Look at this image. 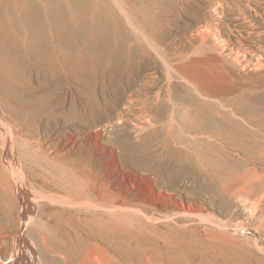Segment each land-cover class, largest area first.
<instances>
[{
    "label": "rangeland",
    "instance_id": "374dc122",
    "mask_svg": "<svg viewBox=\"0 0 264 264\" xmlns=\"http://www.w3.org/2000/svg\"><path fill=\"white\" fill-rule=\"evenodd\" d=\"M184 1L0 0V122L7 139L12 137L10 141L15 152L8 154L2 134L0 183H13L9 194L0 184V198L10 195L13 204L5 208L0 217V254L5 261L0 260V264H11L9 254L16 247L18 226L24 223L19 217V208L14 205L16 196L23 195L20 197L23 203L41 193L42 196L37 195L41 199L36 202L67 207L51 201L62 195L52 180L63 170L62 166L60 168L62 157L55 158L57 151L54 150L61 149L68 143L67 138L72 137L75 138L72 147L75 156L84 152L92 155L95 150H99L101 156L106 150L97 147L99 130L103 136L99 138L101 144L114 148L121 167L134 169L148 196L156 193L152 200L154 198L153 201L164 209L163 213L156 211L152 205L128 195L131 199L129 207H135L128 209V218L132 216L128 222L141 228H135L134 233L133 227H129V234H135V240L127 232L126 238L129 237L123 252L125 264H264V226L259 223L264 213H255V218L249 220L243 205L224 192L221 178L202 170L196 157L177 145L175 139L169 138L158 125L138 130L145 111L159 105L170 108L166 102L170 95L175 103L187 106L202 102L200 95L175 73L171 78L168 67L151 46L152 42H158L164 48L162 51L172 56L173 63L191 55L194 47L184 40V32L196 26L199 19L203 20L202 15L208 9L206 4L211 0ZM228 17L236 38L239 29L245 30L241 27L244 21L235 14L228 13ZM175 46L179 48L176 50ZM56 55L78 57L81 67L89 63L97 65L95 68L100 66L101 71L94 78L92 88L66 78L61 80V75L54 76L47 56ZM102 157L110 160V155ZM94 161L92 159L90 165L97 166V160ZM118 179L124 180L121 176ZM247 198H243L244 202L256 204L252 196ZM173 201L184 204L185 211L179 209L174 213ZM197 207L202 211H196ZM137 209L141 210L136 212ZM80 212L79 233L64 222L67 218L63 220L60 213L52 219L66 224L86 255L92 246L84 247L82 228L91 222L90 218L84 219V211ZM164 213L171 218L163 216ZM147 215H150V221ZM210 218L224 221L229 228H220ZM34 221L38 225L35 227L32 221V229L41 228L40 218ZM82 222L84 225L81 226ZM61 223L56 228L58 239L61 238L54 239L57 245L68 239ZM143 228L147 229L144 231ZM34 232L27 229L28 243L24 245H32L37 250L32 241ZM204 241L209 243L208 246ZM91 250L94 256L102 258L105 249L94 246ZM205 253L209 255L206 257ZM50 255L43 252L51 264H63L62 260ZM33 259L29 257L32 263ZM39 261L37 264H45V260Z\"/></svg>",
    "mask_w": 264,
    "mask_h": 264
},
{
    "label": "bare ground",
    "instance_id": "6f19581e",
    "mask_svg": "<svg viewBox=\"0 0 264 264\" xmlns=\"http://www.w3.org/2000/svg\"><path fill=\"white\" fill-rule=\"evenodd\" d=\"M206 8L205 13L202 15L203 20L199 19L196 26L189 27L184 32V40L194 47L190 56L182 58L178 63H173L172 56L168 53L165 54L162 51L163 47L159 46L158 42L151 43L153 50L156 49L158 55L161 56L168 67L171 78H174L173 74L175 73L188 87L194 89L200 95L201 104L196 106L178 104L170 95L166 100L170 108L159 105L154 109L152 108L151 111H145L148 113H143L142 121L138 123L140 125L138 130L141 131L146 127L155 128L158 125L169 138L175 139L177 145L182 146L186 149L185 151H189L196 157L197 161L201 163L202 170L208 173L211 172L218 179L221 178L224 192L229 198L241 203L248 219L253 220L256 214L264 213V0H211L207 2ZM228 13L235 14L244 21L241 27H245V30H241L243 28L239 29L236 38L233 37L234 29L228 22L230 20ZM248 28H251V30ZM176 46L177 50L179 47ZM179 54L177 56H180ZM78 59V57L71 55L47 56V63L54 76L61 75V80L66 78L68 81L72 80L74 83L85 84L87 87L92 88L94 78L99 74L98 71H101L100 66L95 68L97 65L89 63L86 67L83 65L81 67ZM99 131L97 134L94 133L99 141L97 147L106 150V153L101 154V156L100 151L95 150L96 148L92 155H88L83 151L84 153L75 156L72 153L75 138L72 137L67 138L68 143L61 149L59 147L58 150L53 149L57 151V154H54L55 158L62 157L60 159L63 161L61 162L62 165H59L60 168L62 166L63 170L61 175L56 174L57 176L52 179L57 185L56 190L62 192V195L60 194L61 196L58 198H51V201L53 203L59 202L67 207L57 208L53 207L54 204L36 202L41 193H37L39 196L36 195L29 202L23 201V203H21L23 195L20 196L21 198L16 196L14 205L19 208V217L25 225L24 223L19 224L18 233L15 234L16 247L9 254L11 264H37L39 260H45V264H51L47 258L45 259L43 252L50 253L53 259L62 260L63 264H125L123 252L127 247V238L130 235L134 239L135 235L132 231L130 233L133 235L129 234V227H133L134 233L135 228L137 230L139 227L141 228L136 223L130 225L128 222V219L131 220L132 217L130 215L131 217L128 218L129 214L127 215L128 209L132 208L129 207L131 199L128 195L131 194L133 198L136 197L143 203L152 205L156 211L164 212V209L159 207L156 201H153L155 199L152 200L156 193L151 192L154 195L149 197L147 189H143L140 180H137L136 171L129 167L122 168V164L119 163L120 158L114 148L110 149L108 145L101 144L99 138H103V136L102 131ZM3 132L4 129L0 122V139L5 138L8 154L11 151L14 154V145L10 141L12 137L8 140V135ZM88 141L91 140L88 139ZM54 151L52 152L54 153ZM104 155H110V160H105L106 158L102 157ZM14 158L17 162L18 159ZM92 159L93 161L97 160V166L90 165ZM93 163L95 164V161ZM112 168L115 170L114 174L116 173V175L113 174ZM201 175L203 174L201 173ZM119 176L124 180H119ZM12 183L2 181L0 183L1 188H4L3 190L9 194L11 191L9 189L10 184ZM52 190L55 191L54 188ZM135 190H137L136 194H134ZM247 196L248 198L252 196L256 200V204L244 202L243 198ZM181 199V202H184L183 197ZM12 202L10 195L0 198L1 218L5 208H10ZM173 203L174 213L178 212L179 209L185 211L184 204H179L178 201H173ZM180 205H182V208H180ZM138 210L141 209H137L136 212ZM195 210L201 212L202 208ZM80 211H84L85 216L83 214L82 216L85 217L84 219L90 218L89 222H91L89 226L84 225L83 222L81 223V226H85V228H82L84 229V245H86L84 247L86 249L88 246H92L91 249L94 246L103 247L105 250L102 258L94 256L91 249L84 255L71 232L68 231L70 229L67 228L66 222L79 233ZM59 213L63 220L67 218V220H64L65 225L52 219L53 216H58ZM36 215L38 218H35ZM164 215L170 217L168 213H164ZM82 216L81 218H83ZM149 216L147 215L148 218ZM26 218L29 220V225L26 223ZM39 218L41 228L32 229V221L36 224L34 219ZM212 222H215L220 228H229L228 224L222 220L213 219ZM59 223L64 226L63 230L67 231L68 239L65 238L67 243L63 242L57 245L54 239H61H58L59 233L56 230ZM131 223H133V220ZM259 223L264 226V215L260 218ZM27 229L29 232L35 230L32 241H34L37 250L32 245H24L27 241ZM234 230L240 231L241 229L235 228ZM50 232L53 235H50ZM127 232L129 235L126 238ZM138 243L140 244V242ZM206 243L204 244L206 245ZM220 246H222L221 243ZM201 249H204V247ZM37 254L38 257H36ZM2 256L0 254V260L4 263V257ZM30 256L34 258L33 263L30 262L31 259L29 260Z\"/></svg>",
    "mask_w": 264,
    "mask_h": 264
}]
</instances>
